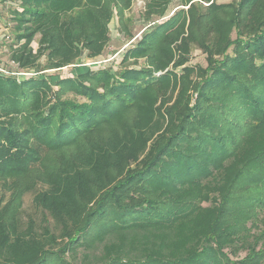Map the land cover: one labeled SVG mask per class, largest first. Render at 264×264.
<instances>
[{
    "label": "trees",
    "instance_id": "16d2710c",
    "mask_svg": "<svg viewBox=\"0 0 264 264\" xmlns=\"http://www.w3.org/2000/svg\"><path fill=\"white\" fill-rule=\"evenodd\" d=\"M132 1L11 11L34 75L0 74V264H264V0H146L134 40ZM113 17L115 69L68 71L102 61Z\"/></svg>",
    "mask_w": 264,
    "mask_h": 264
},
{
    "label": "rangeland",
    "instance_id": "374dc122",
    "mask_svg": "<svg viewBox=\"0 0 264 264\" xmlns=\"http://www.w3.org/2000/svg\"><path fill=\"white\" fill-rule=\"evenodd\" d=\"M145 1L146 0H133L132 1L133 5H132L131 10L124 14L125 22L130 23L131 34L134 35L133 40L141 34L142 29L144 27V21L142 19V14L144 13V10L146 7ZM232 1H235V0H216V2H218L219 4L220 3H231ZM170 15L171 13H169L168 16L164 17V19L159 20L158 23L159 24L162 23V21H165L166 19H168ZM118 25H119L118 20L116 19V17H113L111 21L110 29H109L110 30L109 34L111 36V39H110L108 46L106 47V52L103 55L102 61L96 63V65L92 63L90 64L78 63L75 66H70L67 70L68 71L70 69L73 70L72 67H77V66L79 68H87V69L91 68L93 70L105 69V67L107 66H111L113 67V69H115V66L119 64L118 62L120 60V56L122 55V52L130 44V42L127 43L129 39L125 37L123 34H121V31ZM133 40L131 41V43L133 42ZM7 45L8 44H6V46ZM32 45L35 48L37 46L36 41H34ZM189 61H190L189 63L190 66L199 64L204 67L206 65V62L204 61V55L197 49L192 51V54L189 57ZM11 63L12 62L9 59V52H7V50L3 52L2 54H0V67L4 66V67H8L12 71H17V66L15 64L12 65ZM86 65H89V66H86ZM46 72H49V71H46ZM64 72L66 71L65 70L61 71L62 74ZM191 103H193V101ZM32 211H33L32 198H31V195L28 194L24 196V204L21 210V217L23 216L24 219L28 218L29 215L32 214ZM245 254L246 252L242 251L238 254V257H242Z\"/></svg>",
    "mask_w": 264,
    "mask_h": 264
},
{
    "label": "crops",
    "instance_id": "0c3cea01",
    "mask_svg": "<svg viewBox=\"0 0 264 264\" xmlns=\"http://www.w3.org/2000/svg\"><path fill=\"white\" fill-rule=\"evenodd\" d=\"M16 4L17 0H0V54L7 50L11 11Z\"/></svg>",
    "mask_w": 264,
    "mask_h": 264
},
{
    "label": "built area",
    "instance_id": "2783aa9c",
    "mask_svg": "<svg viewBox=\"0 0 264 264\" xmlns=\"http://www.w3.org/2000/svg\"><path fill=\"white\" fill-rule=\"evenodd\" d=\"M9 39V37H7ZM12 65H14V63H11ZM89 66V65H86ZM5 74V75H9V76H13L16 78H30L34 75V73H28V72H24V71H17V73H15V71H12L11 69H9L8 67H0V74Z\"/></svg>",
    "mask_w": 264,
    "mask_h": 264
}]
</instances>
